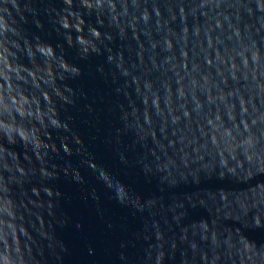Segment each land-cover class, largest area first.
<instances>
[{"label":"water","instance_id":"95a60500","mask_svg":"<svg viewBox=\"0 0 264 264\" xmlns=\"http://www.w3.org/2000/svg\"><path fill=\"white\" fill-rule=\"evenodd\" d=\"M0 264H264V0H0Z\"/></svg>","mask_w":264,"mask_h":264}]
</instances>
